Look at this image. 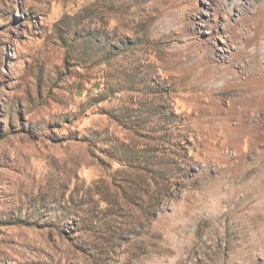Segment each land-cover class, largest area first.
Returning a JSON list of instances; mask_svg holds the SVG:
<instances>
[{
  "label": "rangeland",
  "instance_id": "1",
  "mask_svg": "<svg viewBox=\"0 0 264 264\" xmlns=\"http://www.w3.org/2000/svg\"><path fill=\"white\" fill-rule=\"evenodd\" d=\"M0 264H264V0H0Z\"/></svg>",
  "mask_w": 264,
  "mask_h": 264
}]
</instances>
